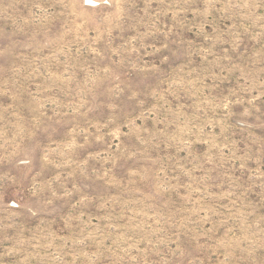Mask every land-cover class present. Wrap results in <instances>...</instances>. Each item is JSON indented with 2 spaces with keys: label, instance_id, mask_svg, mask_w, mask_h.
Returning a JSON list of instances; mask_svg holds the SVG:
<instances>
[{
  "label": "rangeland",
  "instance_id": "1",
  "mask_svg": "<svg viewBox=\"0 0 264 264\" xmlns=\"http://www.w3.org/2000/svg\"><path fill=\"white\" fill-rule=\"evenodd\" d=\"M0 264H264V0H0Z\"/></svg>",
  "mask_w": 264,
  "mask_h": 264
}]
</instances>
